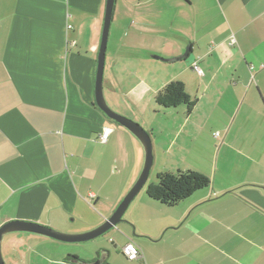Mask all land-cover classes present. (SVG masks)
I'll return each mask as SVG.
<instances>
[{
  "label": "crops",
  "instance_id": "0c3cea01",
  "mask_svg": "<svg viewBox=\"0 0 264 264\" xmlns=\"http://www.w3.org/2000/svg\"><path fill=\"white\" fill-rule=\"evenodd\" d=\"M105 4L0 0V227L20 221L69 235L90 232L142 172L141 143L95 105ZM112 31L116 51L145 49L152 57L129 72L114 60L117 68L103 75L107 105L144 127L153 161L155 152L181 149L178 135L189 124L204 166L173 159L157 175L194 170L212 177L211 186L172 207L137 194L117 225L124 236L113 230L65 243L6 234L4 263L264 264V0H115L107 46ZM172 64L178 73L162 79ZM169 81L196 99L191 113L182 123L155 122L157 116L140 122L137 114L147 113ZM105 128L111 131L102 143ZM129 243L142 257L122 254Z\"/></svg>",
  "mask_w": 264,
  "mask_h": 264
},
{
  "label": "water",
  "instance_id": "95a60500",
  "mask_svg": "<svg viewBox=\"0 0 264 264\" xmlns=\"http://www.w3.org/2000/svg\"><path fill=\"white\" fill-rule=\"evenodd\" d=\"M114 4H115V0H106L103 30H102L99 54L97 58V68L95 75V105L109 120L127 129L141 143L145 156L142 172L137 182L134 184V186L131 188L128 194L124 197V199L117 207V209L114 211V213L108 219H106L103 224H101L99 227H97L96 229L90 232L83 234L69 235V234L57 232L55 230H52L48 227H44L39 224L20 222V221L9 222L2 225L0 227V264H5L1 255L2 237L9 233H15V232L31 233L65 243H82V242L91 241L101 236H105L110 231L113 230L121 234V231L117 229V225L122 221L121 217L126 211L130 202L141 191V189L143 188V186L147 181L150 167L153 162L152 142L150 135L140 125L132 122L131 120L111 110L107 105L103 95V72L105 65V53L107 47L109 27L113 15Z\"/></svg>",
  "mask_w": 264,
  "mask_h": 264
},
{
  "label": "rangeland",
  "instance_id": "374dc122",
  "mask_svg": "<svg viewBox=\"0 0 264 264\" xmlns=\"http://www.w3.org/2000/svg\"><path fill=\"white\" fill-rule=\"evenodd\" d=\"M114 46L118 47L117 42H114V40H113V31H112L110 42L106 48L107 52L105 53L106 54L105 55L106 70L104 68L105 73L103 74L105 76L107 75V72L109 71L110 67L112 69L115 68L116 64H114L115 63L114 60H116V63L118 64L119 69H121L122 71L129 72L130 70H136V68L139 67L138 63H140V61H143L142 60L143 57H148V56L152 57V55H150L149 51L145 50V49L138 50V49H131L132 47H127V48H121L120 52H119V51H116ZM134 50L137 52L136 54H134ZM130 53H132L135 56L133 57V55H132V57H130V58L128 56H125V55H129ZM115 54H116V58L114 57ZM134 60L138 61V62H134ZM157 60L168 62L167 59H164L162 57H159V59H157ZM128 61H131V62L128 63ZM142 65H144V63H142ZM178 67H179L178 64H174V65L172 64L171 66L166 67L164 70L161 71L160 77L162 79L171 80L170 77L178 73ZM116 68H117V65H116ZM122 80H123V77H122ZM122 80H121L120 84L123 87H127V85L131 84V82H132L131 79H127L124 81H122ZM169 82H171V81H169ZM105 94L106 95L108 94V85H105ZM155 95H154V97H155ZM154 97L152 96L149 103L144 107L147 109V113L145 115L142 114L141 112L137 114V118H138V120H140V122L143 123V121L145 119H147L149 116H157V117H155V122H158L161 119H164V121L168 120L171 122L176 121L178 123H182L183 120L187 117L186 107L184 105H180V106L175 107V108H163V107L158 106L155 103ZM191 97L193 98V96H191ZM143 106H144V104L140 105L141 109L139 107H138V109L143 110ZM163 111H166L165 113H170V115L167 118L164 117V116H166V114H163ZM179 111L183 112V114L179 115ZM129 120H131L132 122H134V123H136L142 127V125L139 122H135V121H133V119H129ZM142 128L144 129V127H142ZM156 131L159 132L158 130H156ZM193 134H194V129L190 128L189 124H186L185 128L182 131H180V133L178 135V144H181L180 150L177 149V147H174L169 155L163 154V153L161 154V152H159V151L158 152L160 154H157L158 152H155V160L153 161V165H152L150 173H149L148 181H147L146 185L143 187V189H141V191L138 193L137 198L140 195H145V197H147V195H146L147 185L152 183V182H156L157 172H159V170L161 169V166L164 165L166 167L167 166L170 167V164L172 163L173 159L174 160L180 159V160L184 161L185 163H187L189 165H193V166L194 165L204 166L205 162L203 160L202 153L196 152L194 141L192 142V138L189 139L191 136H193ZM156 136L159 137L160 134H157L155 132L154 137H156ZM166 136H168V135H166ZM164 137H165V135H164ZM164 137H161V138H164ZM152 149H153V147H152ZM152 156H153V153H152ZM144 161H145V158H144ZM184 168H186V167H184ZM187 169H194V168L190 167ZM176 172H174V173H176ZM209 178H210V181L212 183V179H211L212 177H209ZM149 201L153 202L158 207L162 206V204H160L156 201H153L151 199H149ZM163 206H165V205H163ZM52 230H54V229H52ZM120 231H121V236H124L125 234L123 233L121 228H120ZM105 236H107V235H105ZM96 239H99V238H96ZM109 242L111 244L112 239L109 240ZM79 245H84V244H79Z\"/></svg>",
  "mask_w": 264,
  "mask_h": 264
},
{
  "label": "trees",
  "instance_id": "16d2710c",
  "mask_svg": "<svg viewBox=\"0 0 264 264\" xmlns=\"http://www.w3.org/2000/svg\"><path fill=\"white\" fill-rule=\"evenodd\" d=\"M154 100L158 106L163 108L184 105L187 115L191 113L196 104V99L191 98L186 93L184 85L178 81L166 84L157 92ZM210 185V178L197 171L161 173L157 175L156 182L146 188V195L153 201L172 207Z\"/></svg>",
  "mask_w": 264,
  "mask_h": 264
},
{
  "label": "built area",
  "instance_id": "2783aa9c",
  "mask_svg": "<svg viewBox=\"0 0 264 264\" xmlns=\"http://www.w3.org/2000/svg\"><path fill=\"white\" fill-rule=\"evenodd\" d=\"M194 70H196L198 73H200V70L196 65L193 67ZM111 129L105 128L103 129L102 133L100 134V141L102 143H105L109 137ZM215 136H218L216 133ZM122 254L128 259V260H137L140 257H142L140 250L133 244L129 243L125 245L122 249Z\"/></svg>",
  "mask_w": 264,
  "mask_h": 264
}]
</instances>
